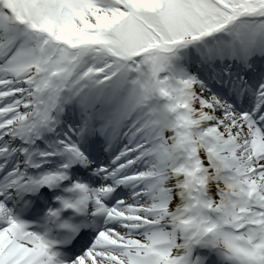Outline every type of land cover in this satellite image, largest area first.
Segmentation results:
<instances>
[{"label": "snow or ice", "instance_id": "1", "mask_svg": "<svg viewBox=\"0 0 264 264\" xmlns=\"http://www.w3.org/2000/svg\"><path fill=\"white\" fill-rule=\"evenodd\" d=\"M0 264H264V0H0Z\"/></svg>", "mask_w": 264, "mask_h": 264}]
</instances>
